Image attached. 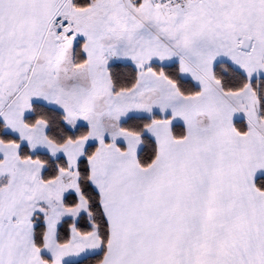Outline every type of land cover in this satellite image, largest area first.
I'll return each instance as SVG.
<instances>
[{
	"label": "snow or ice",
	"instance_id": "obj_1",
	"mask_svg": "<svg viewBox=\"0 0 264 264\" xmlns=\"http://www.w3.org/2000/svg\"><path fill=\"white\" fill-rule=\"evenodd\" d=\"M0 264H264V0H0Z\"/></svg>",
	"mask_w": 264,
	"mask_h": 264
}]
</instances>
